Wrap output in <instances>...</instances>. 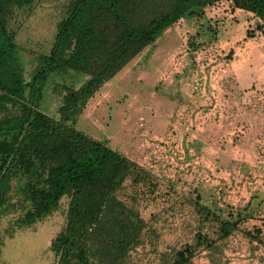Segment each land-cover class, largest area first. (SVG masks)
Returning <instances> with one entry per match:
<instances>
[{
  "label": "rangeland",
  "instance_id": "374dc122",
  "mask_svg": "<svg viewBox=\"0 0 264 264\" xmlns=\"http://www.w3.org/2000/svg\"><path fill=\"white\" fill-rule=\"evenodd\" d=\"M70 2L34 0L12 8L8 28L25 80L36 69L35 57L50 53ZM261 24L227 2L181 19L105 84L79 116L78 131L149 174L137 193L131 182L125 185L152 229L128 264H165L166 254L194 243L201 210L203 233L214 239L219 219L239 220L240 227L202 249L193 264H264ZM86 80L71 71L53 74L42 110L59 119L64 86L77 89ZM20 113L8 107L0 119ZM69 201L64 197L53 215L32 226L18 225L22 207L2 218L0 264H57L51 246L66 227Z\"/></svg>",
  "mask_w": 264,
  "mask_h": 264
},
{
  "label": "trees",
  "instance_id": "16d2710c",
  "mask_svg": "<svg viewBox=\"0 0 264 264\" xmlns=\"http://www.w3.org/2000/svg\"><path fill=\"white\" fill-rule=\"evenodd\" d=\"M222 2L252 14L264 30V0H71L50 53L35 57L27 81L8 18L12 8L34 0H0V110H21L0 119V221L22 207L18 225L32 226L53 215L68 196L66 227L51 246L57 264H128L152 229L125 185L131 182L137 193L149 174L78 131L77 120L88 101L165 31ZM70 71L87 80L77 89L64 86L60 118L54 119L41 108L46 87L53 74ZM204 212H198L194 243L166 254L165 264H193L202 249L239 230V220L219 219L217 238L204 234Z\"/></svg>",
  "mask_w": 264,
  "mask_h": 264
},
{
  "label": "crops",
  "instance_id": "0c3cea01",
  "mask_svg": "<svg viewBox=\"0 0 264 264\" xmlns=\"http://www.w3.org/2000/svg\"><path fill=\"white\" fill-rule=\"evenodd\" d=\"M236 12H237V13L243 12V13L247 14L248 16L252 17V14L247 13V12L242 11V10H235V13H236ZM249 19H250V18H249Z\"/></svg>",
  "mask_w": 264,
  "mask_h": 264
},
{
  "label": "built area",
  "instance_id": "2783aa9c",
  "mask_svg": "<svg viewBox=\"0 0 264 264\" xmlns=\"http://www.w3.org/2000/svg\"><path fill=\"white\" fill-rule=\"evenodd\" d=\"M223 5H225V2H222V3L218 4L217 7H220V6H223Z\"/></svg>",
  "mask_w": 264,
  "mask_h": 264
}]
</instances>
